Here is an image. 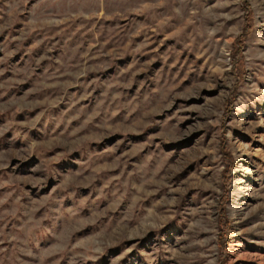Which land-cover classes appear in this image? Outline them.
<instances>
[{
	"label": "rangeland",
	"instance_id": "374dc122",
	"mask_svg": "<svg viewBox=\"0 0 264 264\" xmlns=\"http://www.w3.org/2000/svg\"><path fill=\"white\" fill-rule=\"evenodd\" d=\"M0 264H264V0H0Z\"/></svg>",
	"mask_w": 264,
	"mask_h": 264
}]
</instances>
